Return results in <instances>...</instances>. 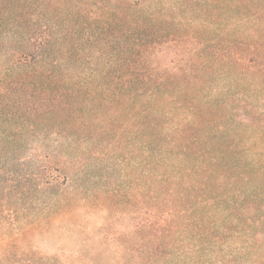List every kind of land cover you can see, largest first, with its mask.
<instances>
[{"label": "trees", "instance_id": "obj_1", "mask_svg": "<svg viewBox=\"0 0 264 264\" xmlns=\"http://www.w3.org/2000/svg\"><path fill=\"white\" fill-rule=\"evenodd\" d=\"M121 170L136 241L94 253L264 264V0H0V264H99L37 235Z\"/></svg>", "mask_w": 264, "mask_h": 264}, {"label": "rangeland", "instance_id": "obj_2", "mask_svg": "<svg viewBox=\"0 0 264 264\" xmlns=\"http://www.w3.org/2000/svg\"><path fill=\"white\" fill-rule=\"evenodd\" d=\"M124 171H120L117 174H110V182L113 188L122 187L121 194L113 198L112 200H107V209L100 210L98 206L95 205L94 208H85L83 213L88 214L81 215L80 213L75 214L74 224H55L51 227H45L43 232H39L37 235V240L35 246L41 253L42 258L60 260L62 262L74 263L84 254L86 259L92 261L98 260L99 264H108L106 259H111L114 264H118L121 258H117L113 254L116 250V245L106 244V247L112 250V255L110 252L104 256L101 254H96L93 252L96 242L94 236L97 235H109L110 237H118L120 239L119 244L133 245L135 244L137 225L141 218L140 209L136 203V195L133 184L130 181L129 186L122 184L124 179L122 176ZM104 199L105 195L101 194ZM81 211V212H82ZM82 213V214H83ZM81 224L83 227L78 228Z\"/></svg>", "mask_w": 264, "mask_h": 264}]
</instances>
